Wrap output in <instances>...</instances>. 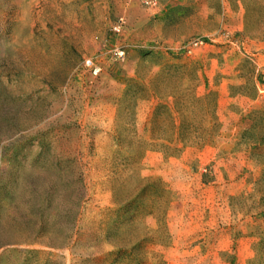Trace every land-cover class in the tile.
Instances as JSON below:
<instances>
[{
    "label": "rangeland",
    "instance_id": "obj_1",
    "mask_svg": "<svg viewBox=\"0 0 264 264\" xmlns=\"http://www.w3.org/2000/svg\"><path fill=\"white\" fill-rule=\"evenodd\" d=\"M0 264H264V0H0Z\"/></svg>",
    "mask_w": 264,
    "mask_h": 264
},
{
    "label": "built area",
    "instance_id": "obj_2",
    "mask_svg": "<svg viewBox=\"0 0 264 264\" xmlns=\"http://www.w3.org/2000/svg\"><path fill=\"white\" fill-rule=\"evenodd\" d=\"M144 2H146L147 4H153L154 2H155V0H144ZM120 25H117V26H115V30L116 31H119L120 30ZM118 55L119 56H123L124 55V52L123 51H118ZM88 63H90L91 65H92V62H88Z\"/></svg>",
    "mask_w": 264,
    "mask_h": 264
}]
</instances>
